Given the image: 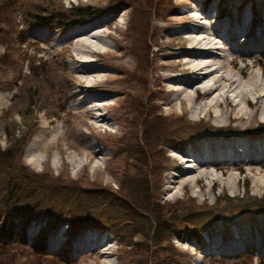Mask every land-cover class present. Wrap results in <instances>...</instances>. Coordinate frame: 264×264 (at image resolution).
<instances>
[{"label":"rangeland","instance_id":"1","mask_svg":"<svg viewBox=\"0 0 264 264\" xmlns=\"http://www.w3.org/2000/svg\"><path fill=\"white\" fill-rule=\"evenodd\" d=\"M195 6L199 9L196 13L200 16L199 27H212L214 21L225 25L228 18L240 19L243 29L253 34L264 23V0H0V59L3 60L0 61V150L12 147L14 155L7 166L1 167L2 173L14 178L21 173L42 185L47 190L40 200L46 204L42 212L51 213L53 209L52 218L58 214L51 206L56 196H74L76 209L87 210L90 215L69 245L70 227L65 218L57 229L48 232L44 244L52 257L67 255L76 264H149L148 252L159 251L168 258L165 251L170 249L176 255V264H264V212L232 208L230 221L225 220L227 230L199 225L187 218V213L193 211L197 221L205 216L211 222L215 215L219 221L225 198L235 199L233 205L240 199L246 202L248 197L263 198L264 168L254 178L231 172L237 177L232 192L219 186L194 184L170 199L163 186H159L166 175L175 173L164 170L163 166L168 164L164 151L168 156L182 155L178 148L191 151L230 139L256 141L264 147L262 121H254L244 130H230L219 129L211 121L191 122L182 117L177 121L181 133L162 136L172 126L164 115L160 116L167 114L170 95L159 93L157 97L156 90L161 86L155 78L166 71L154 68L159 62L174 60L181 52L175 41L167 46L162 42L175 38L179 29L189 26L181 13ZM114 18L116 24H106ZM103 21L101 30L105 35L112 32L114 39L104 37V51L108 53L100 55L95 65L114 78L105 86L120 91L109 94L97 89L78 93L62 40L73 30ZM204 21L207 24H202ZM238 37V46H243L244 38ZM113 51L119 54L126 51L127 61L113 59L110 55ZM162 52L170 54L157 56ZM258 60L255 69L261 74L264 55ZM117 62L119 66L111 65ZM94 95L104 96L111 104L108 112L111 125L105 132L91 131L76 114L74 105L79 98ZM55 133L61 135L60 145L70 146L66 153H59L54 145L45 149L40 144L34 145L38 139L45 136L49 139ZM169 142L177 147L167 148ZM88 146L98 154L83 167L72 157L76 156L77 148ZM36 155L40 156V162L36 161ZM212 172L221 175L219 170ZM125 199L150 203L153 212L134 211L130 216L120 212L122 219H119L105 205L115 203L119 210ZM156 206H160L158 214L172 228L154 239L152 220ZM123 219L127 221L122 222ZM22 221L17 220L14 225L19 231L23 228ZM45 221L40 216L26 226L29 243L37 237ZM137 232L144 234L135 235ZM160 238L163 243L157 246L155 241ZM100 240L103 243L95 250L94 245ZM86 243L92 249L83 250ZM107 248L111 252L101 256L99 250ZM52 257L46 261L55 264ZM26 259L31 257L21 258Z\"/></svg>","mask_w":264,"mask_h":264},{"label":"bare ground","instance_id":"2","mask_svg":"<svg viewBox=\"0 0 264 264\" xmlns=\"http://www.w3.org/2000/svg\"><path fill=\"white\" fill-rule=\"evenodd\" d=\"M196 13H199L196 6L182 12V15L185 14L183 19L189 22V26L179 29L175 38L162 42L165 46L176 42L181 50L177 58L159 62L154 68L166 71L155 78V82H159L161 86L156 90L157 97L160 96L159 93L170 95L167 114L163 113L160 116L164 115L167 119L165 121L172 126L163 132L162 136L165 137L166 133L170 136L179 131L177 121L182 117L191 122L211 121L219 129L230 130H244L254 121L264 122V67L261 74L255 69L260 61L259 56L264 55V23L253 34L251 30L243 29L240 19L232 21L228 18L225 25L221 22L216 24L214 21L212 27H199L200 16ZM217 19L220 17L217 16ZM107 22L106 24L114 25L117 19H110ZM104 23L105 21L95 22L73 30L62 40L70 57L69 68L75 74L72 82L78 93H89L97 89L109 94L120 91L105 86L111 84L114 78L95 65L100 55L108 53L104 51L106 49L104 37L111 36L114 39L112 32L105 35L101 30ZM202 24L207 22L204 21ZM113 29L116 30L117 26ZM238 36L244 38L243 46H238L240 41ZM125 52L119 54L113 51L110 55L117 61H127ZM169 54L162 52L157 56L165 57ZM239 62L243 64L239 66ZM111 65L119 66V63ZM147 95L150 98L152 93ZM74 106L77 108L76 114L80 117L81 123L91 131L109 130L111 123L108 112L111 104L104 96L80 97ZM127 113L128 111L125 112ZM236 137L244 138L239 135ZM60 139L61 135L55 133L49 139L46 136L38 139L34 145L40 144L42 149L54 145L59 153H66L70 146L60 145ZM167 140L172 139L167 137ZM167 145L170 149L177 147L173 142ZM178 149L184 154L168 156L165 151L163 153L168 160V164L163 166L164 170L175 172L166 175L159 184L160 187L163 186V192L169 194L170 199H175L178 191L194 184L203 187L219 186L232 192V184L237 182V177L231 172L237 171L245 178H254L253 176L259 175L260 169L264 168V147L256 141L230 139L224 142L217 141L214 145L193 148L191 151ZM76 150V156H82L83 159L75 158L76 156L72 159L83 167L88 162L92 163L98 154L97 150H92L89 146ZM35 158L37 162L41 161L39 155ZM93 167L96 168L97 165ZM158 168L161 169L160 166ZM212 169L221 171V175L214 174ZM257 185H260V182ZM201 195L204 196L206 193L203 191ZM102 243L103 240L98 241L94 249L98 250ZM90 248L87 243L82 246L83 250ZM99 251L101 256L111 252L110 248Z\"/></svg>","mask_w":264,"mask_h":264},{"label":"trees","instance_id":"3","mask_svg":"<svg viewBox=\"0 0 264 264\" xmlns=\"http://www.w3.org/2000/svg\"><path fill=\"white\" fill-rule=\"evenodd\" d=\"M0 61L3 60L0 59ZM23 143L25 142L23 141ZM13 156L12 147H9L4 151L0 150V264H52L51 262L46 261L51 259L49 257H52V254L48 253L45 249L44 244L48 232L57 229L61 219L65 218L70 227L67 237L69 245L78 233L76 231L85 226L88 217H90L89 211L76 209V203H73L72 200L75 198L74 196L62 198L61 196H56L53 198L51 206H54V209L57 210V216H53L54 218H52L54 212L53 209L51 210V213H43L42 209L44 211V208H42V206L46 207V204L45 202L40 203V200L45 197L44 194H46L47 190L44 189L42 185L36 184V181H30L21 173L15 174V178L11 174L2 173L1 167L7 166ZM9 168L10 167L8 166L7 169ZM84 193L86 194L87 192L84 191ZM69 199L72 200V202L69 203ZM232 201L236 200L225 198L223 209L220 212V217L222 218L219 221H217L218 219L216 215V218H213L211 222L210 219H206L205 216H202L204 219L198 218L199 221H197L194 217L195 214L193 211L187 213V218L190 222H198L199 225L206 224L213 228L216 227L221 230H227L228 228L226 227H228V223L226 224L225 220L229 218L228 221H230V210L232 208L241 210L255 209L261 213L264 212V197L261 199L248 197L246 202H243V200L240 199V201L234 205L232 204ZM123 202L124 207L121 206L119 210L115 208L117 205L115 203H106L105 205H107L106 207H108V209L115 211L117 216H119V219H122V214L120 212L127 214L126 216H130V213L134 214V211L147 213L148 209L151 211L153 210V206L150 207V203H146L145 201L137 203L136 201L134 202L133 200L125 199ZM78 207L82 208L80 205H78ZM158 208H160V206L154 208L156 214L152 220L154 239L159 238L158 236H161L167 229L169 232V229L172 228L168 221L158 214ZM213 210H216V207ZM82 213L84 214V217L82 216ZM224 213L225 215H223ZM40 216H44L46 224H44V227L39 231L33 242L29 243L25 232L26 226ZM17 220H23V228L21 231L14 227ZM124 221H127V219L122 220V222ZM142 234L144 233H135V235ZM133 237L134 236H132V238ZM161 240L163 239L160 238V240L155 241V244L157 246L161 245L163 243ZM128 247H133L132 249H134V247L136 248V246L132 245H128ZM165 252L168 258H164L159 251L148 252L150 254V260L147 262L149 264H176L177 261L176 259L174 260L176 256L175 253L173 254V251L170 249ZM22 257H31V259L22 261ZM52 258L55 264H76L69 259L67 255L60 256L59 254H53Z\"/></svg>","mask_w":264,"mask_h":264}]
</instances>
